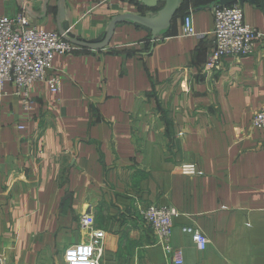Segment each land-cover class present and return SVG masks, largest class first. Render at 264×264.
Masks as SVG:
<instances>
[{
  "label": "crops",
  "instance_id": "0c3cea01",
  "mask_svg": "<svg viewBox=\"0 0 264 264\" xmlns=\"http://www.w3.org/2000/svg\"><path fill=\"white\" fill-rule=\"evenodd\" d=\"M21 2L0 0V14L17 15ZM217 3L181 0L153 36L129 20L108 27L125 13L155 16L163 2L33 1L30 26L67 30L78 44L53 56L57 93L36 82L28 111L10 83L0 93L5 264H65L64 249L84 235L82 213L105 231L101 264H168L140 214L150 204L178 209L169 241L185 264H264V129L251 127L264 104V40L205 69ZM240 7L264 33L260 1ZM187 14L195 36L183 35ZM185 226L205 234V249Z\"/></svg>",
  "mask_w": 264,
  "mask_h": 264
},
{
  "label": "built area",
  "instance_id": "2783aa9c",
  "mask_svg": "<svg viewBox=\"0 0 264 264\" xmlns=\"http://www.w3.org/2000/svg\"><path fill=\"white\" fill-rule=\"evenodd\" d=\"M33 1L22 0L21 11L13 17L0 14V93L4 85L10 83L14 94L21 99L24 111L31 108V91L36 82H44L51 93L60 90V77L51 72L54 54L68 55L77 50V46L65 39L63 33L30 26L28 11ZM213 15V39L205 69L213 68L224 57L252 55L258 42L264 40V33L245 21L243 10L237 3H217L213 6ZM182 29L184 36L197 35L189 14L183 17ZM251 127L264 129V104L253 112ZM140 214L168 255V264H185L183 250L172 246L169 241L174 219L179 215L178 209L170 205L150 204L140 209ZM79 222L84 235L77 243L64 249L65 264H101L105 231L94 228V217L90 214L82 213ZM182 229L191 235L198 249L206 248L209 240L200 229L193 226ZM0 264H5L2 255Z\"/></svg>",
  "mask_w": 264,
  "mask_h": 264
},
{
  "label": "water",
  "instance_id": "95a60500",
  "mask_svg": "<svg viewBox=\"0 0 264 264\" xmlns=\"http://www.w3.org/2000/svg\"><path fill=\"white\" fill-rule=\"evenodd\" d=\"M142 2L144 5L148 7H156L158 2H163L162 7L158 10L155 16H144V15H136L132 13H125L121 15H117L110 22V26L108 27V34L110 35L115 24L122 20H129L139 25H142L149 29L153 36L159 35L162 30H165L169 27L173 16L175 15L181 0H136ZM244 1L254 2L255 0H220L221 4L227 3H239L240 5ZM260 1V7L264 11V0ZM64 34V38L67 39L72 44H78L73 42L68 36V31H59ZM105 43H101L100 45L95 43H84L83 46H88L90 48H100L103 47Z\"/></svg>",
  "mask_w": 264,
  "mask_h": 264
}]
</instances>
